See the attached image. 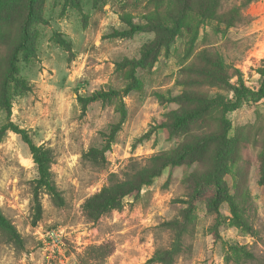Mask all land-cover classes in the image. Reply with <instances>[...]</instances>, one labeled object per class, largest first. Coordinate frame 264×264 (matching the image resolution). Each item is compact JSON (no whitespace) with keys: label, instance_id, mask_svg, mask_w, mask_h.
<instances>
[{"label":"rangeland","instance_id":"obj_1","mask_svg":"<svg viewBox=\"0 0 264 264\" xmlns=\"http://www.w3.org/2000/svg\"><path fill=\"white\" fill-rule=\"evenodd\" d=\"M30 3L29 49L16 54L14 74L27 90L4 79ZM128 19L142 28L130 32ZM261 69L264 0H0V127L13 122L52 148L64 198L58 207L43 194L32 224L37 169L21 136L6 130L0 210L23 247L0 231V264H157L148 259L171 238L161 222L188 204L194 219L174 264H264ZM240 86L250 92L224 111ZM110 90L118 93L109 100L79 101ZM185 113L192 115L173 125ZM92 147L104 155L100 165L83 156ZM161 151L183 160L120 210L85 217L84 199L109 173Z\"/></svg>","mask_w":264,"mask_h":264},{"label":"trees","instance_id":"obj_2","mask_svg":"<svg viewBox=\"0 0 264 264\" xmlns=\"http://www.w3.org/2000/svg\"><path fill=\"white\" fill-rule=\"evenodd\" d=\"M186 2L187 0H183L184 7ZM28 11L27 20L21 29L20 39L12 49V53L9 58L8 71L4 79L5 82L6 79L10 77L13 79L15 85L26 87L27 90L29 89L27 85H24L22 80L14 77V74L17 72L16 54L19 51L26 52L29 49L28 43L30 34L28 25L32 15L31 3L29 4ZM125 22L129 24L130 32L142 28V26L133 23L130 19ZM179 24L180 21H178V19L174 20L173 28H178ZM149 47H152V43L145 45L147 52H149L151 49ZM260 75L262 77V81L259 91L256 93V95L258 98H263L264 69L260 70ZM129 89L130 86H127L124 88V91L127 92ZM2 90H4V86L2 87ZM249 92L250 90L243 86L235 87V101L232 103L224 102V111H230L239 107L241 99L244 98ZM117 93L118 91L116 90L94 91L85 98L79 97V101L84 108L89 102L96 100H109ZM2 100L4 101L6 111L9 113L11 111L10 100H8L6 97H2ZM191 115V113L177 115L173 125L178 126L183 124L187 118L191 117ZM6 130H11L21 136L22 140L28 146L33 163L37 169L38 176L31 182L32 224L35 225L42 217L43 209L41 198L43 194H47L54 205L58 207L64 205V198L56 185L54 174L51 171V164L53 163L54 157L53 150L51 147L44 144H35L28 135L27 130L19 127L13 122H7L0 127V141ZM222 142L224 145H227L226 143L228 141L226 134H223ZM99 152V149L92 147L86 153H84L83 156L92 161L95 165H100V160H104V155L103 153L99 154ZM182 156V154L172 156L167 151H161L147 157L142 164L136 160H132L130 165L121 172V175L113 172L109 173L106 184L103 185L98 191L84 199L82 203V211L85 217L90 221H95L99 217L108 214L113 210H120L126 197L138 193L142 186L149 185L153 178L160 175L167 165L181 162L183 160ZM190 208L191 205L188 204L184 209H182L180 217L161 222L162 228L170 231L171 233L170 242L167 246L157 247L154 250L152 256L148 259V262L157 264H174L177 256L186 250L187 247L183 242V236L188 232L187 227L188 225H191L194 219V217L189 213ZM0 231L15 247L20 249L23 247V239L21 235L16 230L15 226L9 221V219L4 216L1 210ZM109 252L110 250H106L103 256L109 254Z\"/></svg>","mask_w":264,"mask_h":264}]
</instances>
